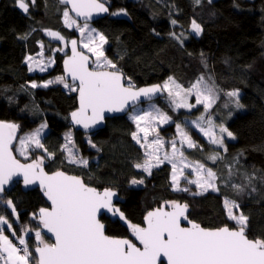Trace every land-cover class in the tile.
Instances as JSON below:
<instances>
[{
    "label": "trees",
    "instance_id": "trees-1",
    "mask_svg": "<svg viewBox=\"0 0 264 264\" xmlns=\"http://www.w3.org/2000/svg\"><path fill=\"white\" fill-rule=\"evenodd\" d=\"M102 1L109 6L110 15L90 25L105 36V48L126 81H136L137 86L163 85L172 77L188 88L203 76L215 86L217 100L212 108L205 112L198 107L205 117L216 116V125L223 123L234 138L223 134L224 147H219L193 127L185 129L197 145L188 155L217 174L218 191H198L194 185L187 187L189 191H174L168 163L151 169V174L135 168V163L145 159V148L133 140L136 124L128 114L107 119L102 130L83 134L69 125L70 114L77 108L76 92L70 90L73 85L65 81L70 87L58 82L31 87L33 82L40 85L63 76L62 61L69 45L54 54V65L46 72L31 73L26 63V57L53 45L47 32H58L67 42L78 36L65 24L63 13L68 8L62 0H25L27 13L16 0H0V121L18 125L19 136L45 121L44 147L32 150L43 158L46 171L62 170L99 190L116 191L117 204L131 223L143 226L147 212L176 201L186 204L188 218L204 228H235L236 222L225 209L227 199L239 205L233 209L235 215L248 217L247 236L264 240V0H200L199 4L196 0ZM121 9L127 15H112ZM193 20L202 28L198 36L191 29ZM233 90H238L243 107L237 108V98L226 95ZM153 103L180 119L182 113L169 99L162 97ZM199 123L205 125L204 120ZM160 132L174 137L175 123H168ZM68 133L77 159H86L87 166L69 162L63 148ZM216 153L219 156L214 162L209 157ZM133 179L143 183L133 185ZM8 200L13 202L15 215L7 207ZM0 201V215L13 225L16 235L28 233L27 245L33 253L32 264H36L35 232L41 227L33 214L49 207L43 192L14 183L0 194ZM101 220L108 235L133 239L120 221L106 215ZM5 231L16 242V235Z\"/></svg>",
    "mask_w": 264,
    "mask_h": 264
},
{
    "label": "snow or ice",
    "instance_id": "snow-or-ice-1",
    "mask_svg": "<svg viewBox=\"0 0 264 264\" xmlns=\"http://www.w3.org/2000/svg\"><path fill=\"white\" fill-rule=\"evenodd\" d=\"M18 7L25 13L29 10V4L25 0H16ZM34 3L35 0H32ZM63 3L71 5V11L77 17L85 18V23L81 27L77 21L69 15V10H65L63 15L67 27L77 25L78 30L83 35L87 30V42L82 43L83 48H87L95 57L97 68L110 70H90L89 57L77 51V41L72 40V56L64 61L65 74L71 76L78 84L71 86V91L79 93V108L71 113L74 124L82 125L85 129L100 123L104 119L105 112H119L125 109L126 105L132 101H138L140 97L151 99L155 94L167 92L171 103L175 108L192 109L196 105H203L204 111L208 112L216 103L217 94L215 86H210L205 82L203 76L199 77L190 87L184 88L172 77H169L161 85H153L148 88L135 89L129 83L127 86L122 82L123 74L116 64L105 57L102 45L106 43V38L102 33L90 28L87 23L94 13L108 12L102 0H62ZM199 4L200 0H196ZM127 15L121 9L117 13ZM176 24V21H172ZM192 31L198 36L202 28L195 20L191 23ZM95 34V35H93ZM47 35L63 40L64 37L58 32L48 31ZM174 35V34H173ZM183 35V34H182ZM97 39L99 45L96 44ZM39 55H43L41 52ZM51 59L48 64L52 63ZM29 64V71L33 70V64L44 71L46 64L41 66L40 61H35L32 56L26 57ZM65 83V76H59L55 81L45 82L38 85L31 84L32 88L40 86L48 87L50 83ZM195 95L196 104H189L188 97ZM229 97L237 98L236 107L241 108L238 99V90L226 93ZM152 111H144L143 115L136 114L130 118L137 125V132L132 133V138L142 148H145V159L142 163H135L133 166L151 174V169L159 167L165 161L172 164V187L174 191H189L188 188H180V177L184 175V168H192L196 179L187 180L189 184H195L202 191H218L217 174L204 164L197 162L195 166L185 162L184 153L177 148L175 141H171L172 152H165L163 157L159 155L165 142L157 137L151 141L149 135L155 128L151 125L158 121L166 124L170 117L161 112L159 108L152 105ZM205 117L201 115L197 121H193L205 137L210 142L219 147H224L223 134L234 138V134L224 126L213 123L209 115L208 128H203L198 123ZM143 122L144 126L141 125ZM18 125L0 121V193L4 192V185L8 184L14 176L22 175L24 184L30 185L39 182L41 190L50 201V208H40L38 213L33 214L34 219H39L44 229L54 235L55 243L49 244L44 241L40 230H36L35 236L38 242L35 248L36 264H162L161 258H166L167 264H264V240L249 239L246 235L248 217L243 213L235 215L233 209H239L235 201L225 200V209L228 218L236 222L235 228L223 226L216 229H207L201 225L188 220L189 227H183L181 220H187L185 215L187 205L176 201L165 202L159 208L147 212L144 216V226L131 223L127 220L123 212L116 208L113 198L117 193L105 188L102 192L87 185L80 177L70 176L63 171H56L48 174L44 171L43 158H37L32 163H21L13 155L10 145L16 137ZM42 124L39 128L20 138V147L17 151L21 156L27 155V145L34 144L36 148H43L41 143V132L46 128ZM218 127L217 135L213 129ZM180 143L192 148L197 145L191 139L180 124L176 125ZM138 132L144 133L143 143ZM68 143H71V134L65 136ZM91 143V141H89ZM92 147H95L92 144ZM69 153L70 163H80L87 166L86 159H77L67 144L63 146ZM226 150V149H225ZM46 151V149H45ZM51 155V154H49ZM219 154L209 157L214 162ZM177 160L183 165L178 167ZM131 184H142L143 180L133 179ZM238 191H243L240 185H233ZM196 194H202L198 192ZM2 203V201H0ZM7 207L16 214V209L11 200L6 202ZM170 208L171 211L166 210ZM103 210L119 216L121 221L127 224L135 241L128 238H117L106 234L105 226L98 219V214ZM0 225H7V230L13 231V225L8 219L0 215ZM5 229L0 227V264H32L33 253L30 251L23 236L19 237L20 248L13 244L12 240L4 234ZM142 246V247H141Z\"/></svg>",
    "mask_w": 264,
    "mask_h": 264
},
{
    "label": "rangeland",
    "instance_id": "rangeland-1",
    "mask_svg": "<svg viewBox=\"0 0 264 264\" xmlns=\"http://www.w3.org/2000/svg\"><path fill=\"white\" fill-rule=\"evenodd\" d=\"M121 14H122V13H121ZM121 14H119V15H121ZM69 15H70L73 19H75V18L70 14V12H69ZM75 20H76V19H75ZM76 21H77V24H78L79 26L82 27V26L84 25V23H81V22H79L78 20H76ZM88 24H89L90 28H94L93 26L90 25V23H88ZM68 28H70V29H75V30H76V33L78 34V36H77L76 38H74L73 40H76V41H77V43L79 44V46H80L81 49H83L84 51H86L87 53H89V54H91V55L93 56V58H94V65H93V68H95V69H104V68H97L96 65H95L96 57H95L91 52H89L87 48H83V47H82V43L87 42V30H85V33L82 35V34L80 33V31L78 30L77 25H73L72 27H68ZM94 29H95V28H94ZM95 30H96V29H95ZM96 31H97V30H96ZM97 32H99V31H97ZM99 33H100V32H99ZM93 35H95V34H93ZM48 36H49V35H48ZM49 38H50V41L53 42V45H52V46L43 47V48L40 50V52H39L36 56H32V57L34 58L35 61H40V62H41V66H44L45 64L47 65V66L45 67V70H44V71H40L39 68L36 67L35 64H33V70L30 71L31 73H34V72H46L48 69H50V68L54 65V54H55L58 50H60V51H65L67 45H69L70 42H71V41H70V42H67L65 39H63V40H58V39H55V38H53V37H51V36H49ZM96 44L99 45V40H98V39H97V41H96ZM49 45H50V44H49ZM45 51H47V52L49 51L50 54L47 53V52H45ZM102 51L104 52V55H105V57H107V59L111 60L113 63L116 64V59L110 54V52L107 51V49L105 48V43L102 45ZM41 52L43 53L42 56L39 55ZM49 59H51V60L53 61V62L50 63V64L47 63ZM28 65H29V64H28ZM49 81H53V79H50ZM129 83H131V84L134 85V86H137V85H138V84H137L138 82H136V81H129V80H127V81H126V84L128 85ZM43 84H44V83H42V84H40V85H43ZM50 84H51V83H50ZM163 84H164V83H163ZM162 86H163V85H162ZM165 93H166V94L163 96V98H165V99H169V100L171 101V99H170L169 96H168V93H167L166 91H165ZM193 98H194V99H193ZM187 99H188V103H189V104H196V98H195V95H191V96H189ZM153 104H154L153 102H147V103H144V104H140V105H138V106H135L134 108H132V109L129 111L128 116L131 117V116L136 115V114L143 115L144 111H152V110H153V109H152V105H153ZM171 104H172V103H171ZM172 105H173V104H172ZM213 105H214V104H213ZM155 106H156L157 108H159L158 105L155 104ZM173 106H174V105H173ZM198 106H199V105H196V107H194V108H192V109H188V108H175L177 111H180V112L182 113V115L179 117V118H180L179 120H176L174 117H170V116L168 115V116L171 118L170 121H169L168 123H175V136H174V137L169 136V135H164V134H162V133L160 132V129H161L162 127L166 126L168 123H166V124H160L158 121L153 122V124L151 125V127H152V128H155V131H152V132H151V134H150L149 137H148V140L151 141V140L155 139V138L157 137V135H159V137L163 139V141L165 142V146H164V148L161 149V151H160V153H159V155L161 156V158L163 157V155H164L165 152H167V153H171V152H172V146H171V143H170V142H171V141H175L177 148L180 149V151H182V152L184 153L185 162H187V163H189V164H191V165H193V166H195V164L198 162V161H195L194 159H192V158L188 155V152H187L188 150H191L192 148H195V147L189 148V147H187L186 144H181V143H180V137H179V134H178V131H177V128H176V125H177V124H180L181 127L184 129V131L187 132L186 129H185V126H190V127H193L194 129H196L197 131H199L200 134H202V136L205 137V136L203 135V133L200 131V129H199L195 124L192 123L193 121H197V119H193L194 117H200L201 115L204 116V114L202 113V110H200ZM201 106H202V108H203V105H201ZM174 107H175V106H174ZM159 109H160V108H159ZM160 111L163 112L162 110H160ZM163 113H165V112H163ZM165 114H166V113H165ZM204 117H205V116H204ZM215 117H216V116H213V118H215ZM213 118H211L212 121H213V123H214V124H217V123L214 121ZM207 120H208V118L205 117V119H204L205 125H203V124L201 125L199 122H198V123L200 124L201 127H203V128L206 129V128H208ZM42 124H46V122L43 121V122L40 123L37 127H35L33 130H31V131H29V132H27V133H24V134H22V135L19 136V138H18V140H17V144H16V146H15V150H16V153L18 154V156H19L21 159H30V160H28V162H31V161L36 160L37 158H41V157L35 156V153H33L34 151H33L32 149L35 148V145H34V144H29V145H27V155H26V156H21L20 153L17 151V149L20 147V138H21V137H25V136L28 135L29 133H32L34 130H36L37 128H39ZM135 124H136V123H135ZM141 125L144 126L143 122H141ZM137 131H138V130H137V125H136V132H137ZM213 131H214L218 136L221 135V134L219 133V130H217V128H214ZM46 132H47V127L44 128L43 131L41 132V140H42V138H43V136L45 135ZM138 136L140 137L141 142L143 143V140H144V133H143V132H138ZM205 138L209 140L208 137H205ZM191 139H192V138H191ZM192 140H193V139H192ZM209 141H210V140H209ZM66 144H67L68 148H70V149L72 150V153L75 154V153H74V150H73L72 147H71V143H68V142H67ZM68 154H69V153H68ZM75 156H76V155H75ZM31 163H32V162H31ZM164 163H168V164H170L171 167H172V164H171V163H169V162H167V161H165ZM164 163H163V164H164ZM199 163H200V162H199ZM177 164H178V167H183V165L180 163L179 160H177ZM161 165H162V164H161ZM161 165H160V166H161ZM154 168H155V167H154ZM152 169H153V168H152ZM206 169H207V167H206ZM183 172H184V175L180 177V188L183 189V188H185V187L187 188V187L190 186V185H194V187H195L196 189H198V188L196 187L195 184H189V183H187V180H194V179H196V175H195V173L192 171V168H191V167H189V168H184V169H183ZM171 177H172V173H171ZM171 182H172V179H171ZM199 190L202 191L201 189H198V191H199ZM209 190H211V189H209ZM9 223H10V222H9ZM0 227L7 229V225H0ZM11 232H12V231H11ZM4 234L7 235V236L9 237L10 240H12L11 236H10L6 231H5ZM21 236H23L24 239L26 240V243H28V239H29V235H28V233H23L22 235H19V236L16 235V236H15L16 242H14V241L12 240L13 244L17 245V246L20 247V248L23 247L22 245H19V237H21ZM44 241L47 242L45 239H44ZM48 243H49V242H48Z\"/></svg>",
    "mask_w": 264,
    "mask_h": 264
},
{
    "label": "water",
    "instance_id": "water-1",
    "mask_svg": "<svg viewBox=\"0 0 264 264\" xmlns=\"http://www.w3.org/2000/svg\"><path fill=\"white\" fill-rule=\"evenodd\" d=\"M102 2H103V1H102ZM104 4H105V7L108 8V12L94 13V14L92 15L91 18H88L87 23H95V22H97L98 20H100V19H102V18H105V17H107V16L110 15V8H109V6H108L106 3H104ZM64 5H66V7L68 8L70 14H71L76 20H78V21L81 22V23H85V18L77 17L76 14H75V12H72V11H71V5H69V4H65V3H64ZM77 51H80V52H82L84 55H86V56L89 57V68H90V70H97V71H101V70H110V69H95V68H93V65H94V58H93V56H92L91 54L87 53L86 51H84L83 49H81L78 43H77ZM71 56H72V45H71V43H70V45H69V53L64 57V59H63V61H62V71H63V76H65V81L68 82V83H70L71 85H75V84H78V81H73L72 78H71V76H67V75L65 74V68H64V61H65L66 59H68L69 57H71ZM120 72H121V71H120ZM121 73L123 74L122 82L125 84V86H127V84H126V76H125V74H124L123 72H121ZM156 85H161V84H156ZM151 86H153V85H148V86H144V85H142V86H134V87H135V89H140V88H148V87H151ZM161 86H162V85H161ZM164 95H165V92H160V93L155 94L151 99H148V98H145V97H140V99H139L138 101H135V102L130 101V102L126 105L125 109L122 110V111H119V112H105V113H104V119H103L100 123H98V124H96V125H93V126H91L90 128H88V129H85L82 125L74 124L73 121H72V118H71V114H70L69 125H70L71 127H73L75 130L82 132L83 134H91V133H94V132H97V131H99V130L104 129L105 126H106V121H107V119H111V118H114V117L125 116V115H127L128 112H129L132 108H134L135 106H138V105H140V104H144V103H147V102H153V101H155V100H158V99L162 98ZM76 102H77V108H76L74 111H76V110L79 108V93H78V92H76ZM4 122H5V121H4ZM8 123H9V122H8ZM18 138H19V129H17L16 137L13 139L12 144L10 145V148L12 149L13 155H14V156L16 157V159H18L21 163H24V164L31 163V162H24V161H22L20 158H18V157L16 156V154H15V152H14V149H15V146H16V144H17V140H18ZM43 167H44V166H43ZM44 171L47 172L45 168H44ZM59 171H62V170H59ZM55 172H56V171H55ZM63 172L66 173L67 175H70V176H76V175H73V174H69V173H67V172H65V171H63ZM47 173H48V174H52V173H54V172H51V173H50V172H47ZM78 177H79V176H78ZM80 178H81V177H80ZM81 179H82V178H81ZM82 180H83V179H82ZM83 181H84V180H83ZM14 183H21L22 186H23V188H24L25 190H33V189H39V190H41V187H40L38 181L35 182V183H33V184H30V185H27V186H26V185L24 184L23 176H22V175H17V176H14L13 179H12L8 184H5V185H4V192H5L7 189H9L10 186H11L12 184H14ZM90 187H92V186H90ZM94 188H95V187H94ZM96 189H97V188H96ZM97 190H99V189H97ZM99 191L102 192L103 190H99ZM41 192H43V191L41 190ZM115 192H116V191H115ZM116 193H117V192H116ZM0 194H2V193H0ZM43 194H44V193H43ZM44 197H45L46 200H47V197H46L45 195H44ZM118 200H119V196H118V193H117V196L113 198V203H114V205H115L116 208H119V209H120L119 205L117 204ZM47 202L49 203V207H47V208H50V206H51L50 201L47 200ZM178 203H180V202H178ZM180 204L183 205V203H180ZM158 208H159V207H158ZM155 209H156V208H155ZM166 210L171 211L170 208H168V209H166ZM120 211H121V209H120ZM151 211H152V210H151ZM121 212H122V211H121ZM188 212H189V207L187 206V209H186V212H185V215L187 216V220H184V219L181 220V225H182L183 227H189V226H190V225L188 224V220H190V219L188 218ZM103 215H106V216L110 217L112 220H118V221H120L123 225L127 226V224H126L124 221H121V220L119 219V216H118V215H117V216H113L112 213L107 212V210H103L101 213L98 214V219H99L100 222L105 226V232H106V224L101 220V217H102ZM190 221H191V220H190ZM193 222H194V221H193ZM195 223H196V222H195ZM197 224H198V223H197ZM199 225H200V224H199ZM143 226H144V225H143ZM40 227H41V228H40L41 233H42L46 238H48V240H49V241H47L46 243H48V242H49V244L55 243V237H54V235L51 234V233H49V232L47 231V229H44L43 226H42L41 224H40ZM201 227H202V226H201ZM203 228H204V227H203ZM229 228H230V227H229ZM106 234H107V233H106ZM107 235H108V234H107ZM246 235H247V234H246ZM109 236H110V235H109ZM112 237H114V236H112ZM132 237H133V236H132ZM247 237H248V236H247ZM117 238H128V237H117ZM248 238H249V237H248ZM43 239H44V238H43ZM128 239H130V238H128ZM249 239H250V238H249ZM45 240H46V239H45ZM131 240H133V242L137 243V245L140 246V245H139V242H138V241H135V237H133V239H131ZM252 240H253V239H252ZM141 247H142V246H141ZM161 260H162V263L167 264L166 258H161ZM158 264H160V262H158Z\"/></svg>",
    "mask_w": 264,
    "mask_h": 264
},
{
    "label": "bare ground",
    "instance_id": "bare-ground-1",
    "mask_svg": "<svg viewBox=\"0 0 264 264\" xmlns=\"http://www.w3.org/2000/svg\"><path fill=\"white\" fill-rule=\"evenodd\" d=\"M71 43V42H70ZM70 45V44H69ZM33 162V161H32Z\"/></svg>",
    "mask_w": 264,
    "mask_h": 264
}]
</instances>
